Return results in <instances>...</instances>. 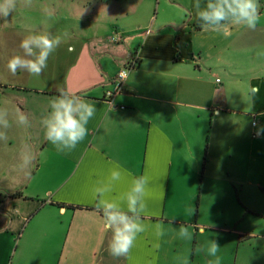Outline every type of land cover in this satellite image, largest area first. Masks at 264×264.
I'll return each instance as SVG.
<instances>
[{"label": "crops", "instance_id": "0c3cea01", "mask_svg": "<svg viewBox=\"0 0 264 264\" xmlns=\"http://www.w3.org/2000/svg\"><path fill=\"white\" fill-rule=\"evenodd\" d=\"M113 1L75 7V43L66 46L77 50L72 60L63 52L39 77L17 71L42 90L0 87L11 124L0 141V264H209L215 258L196 247L211 240L221 264H264V0L255 29L229 27L227 36L202 31L195 0H115L114 21H101L96 11ZM22 2L13 21L22 18L17 5L29 6ZM200 2L203 8L207 0ZM33 32L15 28L4 39L0 27V61L8 59L3 50L23 52L18 39ZM132 59L136 69L109 100ZM58 88L96 108L88 135L70 152L34 129ZM17 109L29 127L17 126ZM24 151L35 159L21 169ZM113 164L149 178L145 231L127 258L107 252L112 232L91 193ZM126 190L122 182L112 195ZM180 225L192 240L179 238Z\"/></svg>", "mask_w": 264, "mask_h": 264}, {"label": "clouds", "instance_id": "9594fccd", "mask_svg": "<svg viewBox=\"0 0 264 264\" xmlns=\"http://www.w3.org/2000/svg\"><path fill=\"white\" fill-rule=\"evenodd\" d=\"M30 4L31 0H24ZM17 0H3L0 3V18H7L15 10ZM196 18L202 31H214L225 36L229 27L255 29L259 21L258 0H207L201 8L200 0H195ZM67 37V33L64 34ZM64 37L52 36L48 33L34 34L25 37L19 47L23 55L12 56L7 63L8 70L15 75L18 70L26 71L33 77H39L48 66L49 57L65 42ZM74 49L69 47L68 51ZM58 95L50 101L51 111L40 120L45 139L58 152H70L88 135L87 125L94 117L96 108L92 101L85 100L79 95L70 94L58 88ZM258 89H253V93ZM17 126L29 127L27 115L16 111ZM11 127L9 111L0 108V141H7V129ZM35 157L28 151L21 153L19 167L26 169L33 163ZM122 182H127V190L112 195L115 188ZM149 178L146 175L126 176L119 164H113L108 174L99 180L91 189L96 201V210L102 213L104 226L112 232L107 244V252L114 258H127L135 245L139 234L145 231L141 214L146 210V199L149 196ZM126 205L127 211L124 210ZM191 213V209L187 210ZM163 235L162 231L157 232ZM179 238L192 240L188 227L179 226ZM220 245L216 240L209 241L207 247L197 245L196 251L206 252L215 259L209 264H221L217 255Z\"/></svg>", "mask_w": 264, "mask_h": 264}, {"label": "rangeland", "instance_id": "374dc122", "mask_svg": "<svg viewBox=\"0 0 264 264\" xmlns=\"http://www.w3.org/2000/svg\"><path fill=\"white\" fill-rule=\"evenodd\" d=\"M20 3L21 5H25L24 0ZM94 2L95 0H31V3L27 8L21 11L17 5V11L20 12V16L18 18L11 19V13L7 18H0V27L2 30L6 29V34L8 35L4 39L11 38V31L15 28H24L32 29L33 34H44L48 33L52 36H60L64 37V34L67 33V37H64L65 42L56 49V51L49 57L51 60L48 63L47 68L52 69L60 64V62L64 59L63 52L65 53L66 59L72 60L77 55V50L74 53L67 52L66 46L68 44L75 43L74 38L71 37L70 33L75 31L78 27L77 20H74L72 17L74 16L73 12L75 7L78 5H83L84 3ZM117 1V0H116ZM115 0L112 3H109L108 7H103L102 9H98L97 14L100 17V20L105 22L107 21H114V10H116V2ZM3 0H0L2 3ZM155 3V2H154ZM153 8L156 4H153ZM28 10V11H25ZM81 11H84L81 9ZM15 12V11H13ZM88 12V10H86ZM12 17L14 13H12ZM86 15H83L82 20L84 21ZM41 21V22H40ZM86 32L82 34L83 38H88ZM21 39H18V43L20 45ZM12 51V52H11ZM11 51H4L6 57L8 58L5 62L2 60L0 61V87H4L3 89L9 90L12 92L17 93L18 91L30 92L31 90H42L44 87L35 79H29L24 75H13L7 68L6 71L3 66L8 63L10 59L9 53H13L16 55L17 49H11ZM8 53V54H7ZM17 55H23V52H18ZM54 56V57H53ZM61 69L60 66L56 69V74L59 73L58 71ZM8 86V87H7ZM46 103L47 100H44ZM41 114L35 117V128L36 132L40 133V136L44 133L40 120L43 116H46L48 113L45 108H40ZM38 135V134H37Z\"/></svg>", "mask_w": 264, "mask_h": 264}, {"label": "built area", "instance_id": "2783aa9c", "mask_svg": "<svg viewBox=\"0 0 264 264\" xmlns=\"http://www.w3.org/2000/svg\"><path fill=\"white\" fill-rule=\"evenodd\" d=\"M137 60H131L129 61L122 69L121 71L117 74L113 81V89L107 91L106 96L109 98V100L116 95L120 94L123 91V84L128 78L129 74L131 71L135 70L137 67ZM253 127H257V121L253 122ZM261 137V132L260 131H255L253 133V138H259Z\"/></svg>", "mask_w": 264, "mask_h": 264}]
</instances>
